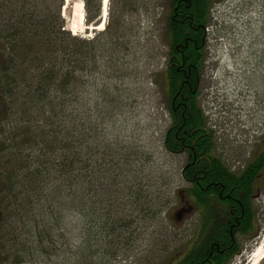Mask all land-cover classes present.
Returning a JSON list of instances; mask_svg holds the SVG:
<instances>
[{
    "label": "trees",
    "instance_id": "16d2710c",
    "mask_svg": "<svg viewBox=\"0 0 264 264\" xmlns=\"http://www.w3.org/2000/svg\"><path fill=\"white\" fill-rule=\"evenodd\" d=\"M154 1L109 0L110 5L120 6L121 15L116 21L109 19L103 30L93 29L92 37H84L66 28L61 14L64 0H0V94L5 97V111L20 118L12 131L4 132L18 169L4 177L7 195L0 194L14 240L19 224L32 222L36 227L47 219L45 229L34 228L36 238L30 242L38 250L45 239L54 244L51 228H63L67 213L88 219L81 264H92L89 260L94 256L109 261L131 246L141 225L136 224L133 213L121 209L119 197L127 189L129 195L124 196L137 202L139 189L127 180V161H113L104 153L110 146L99 145V123L95 121L102 122L101 116L108 110L98 111L95 104L86 106L85 100L79 106L76 97H91L90 89L92 94L99 75L104 95L110 96L108 72L117 73L116 62L131 48L136 29L123 16L143 8L157 16ZM219 1L166 0L162 14L167 47L162 77L171 117L163 146L171 154L186 155L182 174L191 183L190 197L202 206L205 217L212 218L210 243L197 244L175 264H230L242 254L237 236L255 239L260 231L253 197L257 167L230 171L215 153L213 131L198 99L206 29ZM83 2L84 24L99 25L103 0ZM150 24L154 28V20ZM212 193L226 205L223 217L215 214L217 206L210 203L209 207ZM152 201L145 197L137 208L150 221L155 220L150 216ZM36 214L45 216L43 222L36 223ZM28 250L29 242L23 239L20 252L23 255ZM14 251L15 247L8 254V264H12L9 258Z\"/></svg>",
    "mask_w": 264,
    "mask_h": 264
},
{
    "label": "rangeland",
    "instance_id": "374dc122",
    "mask_svg": "<svg viewBox=\"0 0 264 264\" xmlns=\"http://www.w3.org/2000/svg\"><path fill=\"white\" fill-rule=\"evenodd\" d=\"M79 1L83 2L64 0L61 14L67 29H70ZM154 3L158 4L157 16L145 13L144 8L132 16L127 13L123 16L127 23L132 20L136 29L130 38L131 48L124 51L118 64L116 62L117 73L108 72L111 76L107 81L111 84L110 96L104 95L102 77L96 73L95 77L99 76L92 94L90 89L91 97H76L79 106L85 100L86 106L95 104L98 111L108 110L101 116L104 117L102 122L99 119L95 121V124L99 123V145L110 146L104 153L109 154L113 161L120 158L127 161V180L131 187L139 189L140 197L134 202L132 196H124L128 194L127 189L119 197L121 209L133 213L137 218L136 224L141 225L133 234L131 246L109 261L106 258V262L94 256L89 260L92 264H175L207 234L204 230L208 228L209 217L204 216L198 205L179 201L181 191L185 194L184 200L190 196V184L182 174L186 155L171 154L163 146L164 134L171 122L162 77L167 54L162 14L168 4L166 0ZM120 15L117 3L108 4L104 27L109 19L116 21ZM151 20H154V28ZM77 32L84 37L94 35V30H87V26ZM206 32L208 38L199 104L213 131L215 153L233 160H225L232 169L238 168L243 162L239 158L245 159L250 150L243 143L247 140L248 128L255 123L257 97H264V0L219 1L212 8ZM5 112L0 125V194L3 196L7 195L4 177L9 171L18 169L4 132L12 131L20 119L17 113ZM242 151L246 152L241 154ZM115 187L119 189L121 185ZM145 197L155 203L157 212L152 208L150 211V216L155 218L153 221L137 211ZM210 203L217 206V217H223L225 203L211 195ZM254 207L257 211L255 222L260 231L255 239H249L250 235L237 236L243 250L230 264H247L254 247L264 238V195L256 193ZM44 217L43 214L34 216L36 223L43 222ZM44 222L37 225L39 228L33 227L32 222L21 223L18 229L16 226L18 238L13 241L15 251L9 261L12 264H17L19 259L25 260L20 264H81L88 219L64 214L63 228H51L50 239L57 242L53 244L45 239L40 245L41 250H38L30 241L36 238L37 230L35 232L34 228L45 229L47 219ZM23 239L29 242V250L22 255ZM259 264H264V259Z\"/></svg>",
    "mask_w": 264,
    "mask_h": 264
},
{
    "label": "flooded vegetation",
    "instance_id": "af4514ba",
    "mask_svg": "<svg viewBox=\"0 0 264 264\" xmlns=\"http://www.w3.org/2000/svg\"><path fill=\"white\" fill-rule=\"evenodd\" d=\"M206 48H207V41H206ZM255 106H256L255 123L252 127L250 128L247 127L249 129V132L246 133L247 140L243 143L244 146L246 148H249L250 150H248L247 154L245 155V159L243 157L239 158L241 159V161H243L242 164L240 165V167L232 169L225 162V160H227V162H231L233 160H230L228 158L225 159L221 157V160L225 162V164L229 167L230 171H232L233 173L244 172L247 166L257 167V172L255 175L256 187H255V192L253 193V197L256 196V193L257 194L259 193V195H264V97H257V103ZM4 115H5V97H1V94H0V125L2 121L4 120ZM245 152L246 151L244 152L242 151L241 154H244ZM232 156H235V155L232 154ZM187 160L188 158H186V161L184 164L187 163ZM238 162L240 163L239 160ZM185 180L191 186V183L187 179ZM190 192L191 191L189 190V195L191 196ZM181 193L182 191L180 192L179 201H181L182 203L184 202L188 205H191V204L197 205L196 200L190 196L187 198L185 197V200H184L183 198L185 194H181ZM211 196H219V195L216 193H212ZM183 204H181V206ZM209 207H210V201H209ZM4 212H5L4 203L0 202V264H8L7 263L8 254L11 253V250L14 249L13 232L8 228V223L5 219ZM207 240L210 243V217H209V223H208V228H207Z\"/></svg>",
    "mask_w": 264,
    "mask_h": 264
},
{
    "label": "bare ground",
    "instance_id": "6f19581e",
    "mask_svg": "<svg viewBox=\"0 0 264 264\" xmlns=\"http://www.w3.org/2000/svg\"><path fill=\"white\" fill-rule=\"evenodd\" d=\"M108 1L104 0V14L103 18L104 21H102L99 25L95 26L96 30H103L105 25V17L108 10ZM86 28L84 24V4L82 1H79L77 3V9L75 11V16L73 14L72 21L70 23V29L72 30V33L77 34V31L83 30ZM262 259H264V238L261 239V241L256 244L254 247L250 259L247 264H259Z\"/></svg>",
    "mask_w": 264,
    "mask_h": 264
},
{
    "label": "water",
    "instance_id": "95a60500",
    "mask_svg": "<svg viewBox=\"0 0 264 264\" xmlns=\"http://www.w3.org/2000/svg\"><path fill=\"white\" fill-rule=\"evenodd\" d=\"M96 29V28H95Z\"/></svg>",
    "mask_w": 264,
    "mask_h": 264
}]
</instances>
